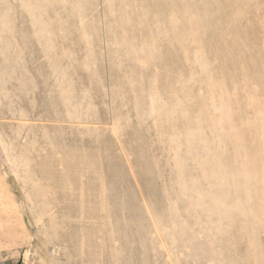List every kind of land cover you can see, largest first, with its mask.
Wrapping results in <instances>:
<instances>
[{
    "label": "rangeland",
    "instance_id": "obj_1",
    "mask_svg": "<svg viewBox=\"0 0 264 264\" xmlns=\"http://www.w3.org/2000/svg\"><path fill=\"white\" fill-rule=\"evenodd\" d=\"M263 177L264 0H0V264H264Z\"/></svg>",
    "mask_w": 264,
    "mask_h": 264
},
{
    "label": "bare ground",
    "instance_id": "obj_2",
    "mask_svg": "<svg viewBox=\"0 0 264 264\" xmlns=\"http://www.w3.org/2000/svg\"><path fill=\"white\" fill-rule=\"evenodd\" d=\"M196 4H200V2H198V3H196ZM200 12H202V13H204V7L202 6V7H200ZM194 22H195V26H196V28H197V30L200 32L201 31V28H204V24H203V20H197V18H195L194 19ZM182 35V34H181ZM188 48H189V46H188V44H186L185 45V52L186 51H188ZM187 55V54H186ZM188 55H190V54H188ZM189 57V56H188ZM88 156H90L89 154H87ZM92 156V155H91ZM67 157V156H66ZM68 158V157H67ZM66 158V159H67ZM69 161V160H68ZM68 164V163H67ZM70 166L72 167V165L70 164ZM70 167V168H71ZM71 175V174H70ZM55 176V175H54ZM54 179H56V177H53ZM263 180H264V177H263Z\"/></svg>",
    "mask_w": 264,
    "mask_h": 264
}]
</instances>
